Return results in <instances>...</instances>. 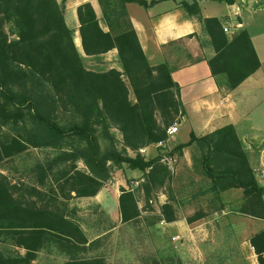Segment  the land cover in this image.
Here are the masks:
<instances>
[{
  "label": "trees",
  "instance_id": "16d2710c",
  "mask_svg": "<svg viewBox=\"0 0 264 264\" xmlns=\"http://www.w3.org/2000/svg\"><path fill=\"white\" fill-rule=\"evenodd\" d=\"M67 1L0 0V127L16 130L14 136L2 141L0 158L10 159L30 148L59 149L56 157L38 164L35 172L38 182H49L50 190L65 198L97 195L110 176L111 166L127 164L144 173L143 187L149 195L154 185L163 183L171 173L160 155L146 160L140 150L166 142L168 128L184 112L180 86L172 70L165 63L150 64L136 30L119 5L149 3L120 0L115 4L106 0L109 8L104 9V20L108 31L90 2L78 7L84 52L94 56L118 49L122 70L100 72L88 69L83 61L75 31L66 21ZM99 1L103 5V0ZM182 6L191 15L201 13L196 0L184 1ZM203 20L215 50L209 60L212 75L222 77L227 87L235 89L262 65L252 37L246 28L227 33L216 17ZM10 24L16 30L15 38L7 31ZM112 128L122 134L121 148ZM99 129L110 141L105 150L97 135ZM193 144L204 150L198 161L211 181L210 189L219 194L242 189L243 202L236 212L264 221V187L256 178L234 125L200 137L191 132L189 142L178 150ZM79 161L89 171L80 169ZM22 190L19 183H12L0 172V241L25 250L0 249V264H35L39 251L50 245L72 255L87 249L89 241L84 231L63 213L57 198L39 202L33 198L41 199L39 189L32 188L33 194L27 192L28 197ZM120 210L124 223L141 215L133 190H123ZM163 211L168 222L176 220L171 204H165ZM202 217L199 214L188 221ZM250 242L259 263L264 264V228ZM65 264L107 262L104 258H72Z\"/></svg>",
  "mask_w": 264,
  "mask_h": 264
},
{
  "label": "rangeland",
  "instance_id": "374dc122",
  "mask_svg": "<svg viewBox=\"0 0 264 264\" xmlns=\"http://www.w3.org/2000/svg\"><path fill=\"white\" fill-rule=\"evenodd\" d=\"M68 21L71 25L72 20L69 18ZM250 24H252L251 30L256 37L261 56L264 58V49L258 42L260 38H264L261 36L264 33V19L252 20ZM7 31L10 36L16 37L13 25H8ZM231 32L232 29L229 30L230 34ZM83 61L88 67L85 55ZM91 66L97 70L105 69L98 60L92 62ZM125 79L127 80V77ZM184 116L185 110L178 117V122L174 124L179 127L181 138L171 140L169 143L165 142L163 145L154 144L156 147H151L156 156L162 152L161 154L164 155L163 158L161 156L162 164L168 167L171 174L170 177L165 178L163 183L158 182L150 195L143 187L145 177L141 170V172L132 173L134 169L127 164L119 167L111 166L110 176L104 182V186H111L117 193L124 189H135L141 215L128 223L114 216V199H107L104 207L101 201L94 203L97 198L95 200L83 197L65 198L50 190L49 182L46 185L38 182L36 166L52 160L61 152L59 149L30 148L13 158H0V172L6 175L12 183H19L23 187L22 194L28 197L27 192L33 194L32 188H37L41 191V199L37 196L33 197L39 202L51 197L57 198V204L63 213L78 221L89 239L93 240L90 246H86L87 249L79 251L76 255L64 252L57 245L47 246L39 251L34 263L65 264L72 258H104L107 264L241 263L242 257L238 253L241 243L249 241L252 231L259 228L258 221L254 217L252 219V216L236 212V208L243 202L242 189L226 194L224 192L219 194L210 189L211 181L203 174L201 163L198 161L204 151L198 144L184 147L182 151L178 150L181 144H185L180 143V140H188L186 142L188 143L191 138V132L184 126L182 127ZM111 133L116 138L117 146L121 148L122 134L115 128L111 129ZM15 134L16 130L12 126L0 127V148L2 141H6ZM97 135L101 148L105 150L110 144L109 139L105 138L101 129ZM78 145L79 142H75V146ZM146 148L141 154L145 158H151L146 153ZM130 154L135 156L134 152ZM78 165L83 171H89L83 161H79ZM224 195L231 202L224 203L222 200ZM164 202L173 206L176 222L166 220L163 211V206L166 204ZM224 210L227 214L218 217L216 213ZM104 213L106 217L103 220ZM199 214H203V217L196 224L185 220V218L189 219ZM89 232L93 235H88ZM176 236H181V238L175 239ZM245 244L250 247L253 258L256 259L257 254L253 246ZM0 249L5 252L21 251L24 253L23 249L1 241Z\"/></svg>",
  "mask_w": 264,
  "mask_h": 264
},
{
  "label": "crops",
  "instance_id": "0c3cea01",
  "mask_svg": "<svg viewBox=\"0 0 264 264\" xmlns=\"http://www.w3.org/2000/svg\"><path fill=\"white\" fill-rule=\"evenodd\" d=\"M57 1L61 2L62 0ZM110 1L115 4L120 3V0ZM146 1L149 3L148 6L141 5L138 2H127L125 5H119L125 18L130 21L136 30L150 64L155 66L165 63L172 70V76L180 86V98L185 110L182 127L184 126L200 137L225 125H234L256 178L259 184L264 187V58L261 56L256 37L251 30L254 22L250 24L252 20L264 19V0H236L234 4L217 0H196L201 8L200 15H191L182 6L184 1L191 3L194 0ZM87 2L93 5L98 17L101 19L103 29L105 31L109 30V25L104 20V9L109 8L106 5V0H103V5L99 0L67 1L66 21L75 31L74 39L80 53L83 58L84 55L86 56V63L89 64L86 67L100 72L112 68L122 70L117 48L94 56L87 55L84 52L79 30L78 7ZM208 17L220 19L224 28L232 29L231 34L240 28H246L252 37L261 60V68L235 89L227 87L222 77L212 75L209 60L214 56L215 50L210 36L205 30L203 20ZM69 18L72 20L71 25L68 21ZM261 36H264V33ZM258 42L264 49V38H260ZM95 60L101 61L105 69L97 70L91 66ZM180 133L169 135L166 143L181 138ZM187 141L182 139L179 142L186 143ZM153 146L156 147V145L145 147L149 157L155 158L160 155L163 158L162 152H159L157 156L153 154L154 151L151 148ZM138 172L141 171L138 169L132 170V173ZM234 190L236 189H230L224 193ZM122 192L123 190L117 193L111 186L106 185L97 195L83 198L89 200L97 198L94 203L101 201V205H104V207L107 204V199H114L113 214L122 220L120 210ZM222 198L224 203L231 202L226 199V195ZM103 215L104 220L106 213ZM200 219L194 221V223L196 224ZM252 219L254 218L252 217ZM185 220L188 221L187 218ZM255 220L258 221L259 228L252 231L250 238L264 228L263 220L256 218ZM83 231L85 233V230ZM85 235L89 241L86 246H90L93 240L89 239L86 233ZM88 235L92 236L93 234L89 232ZM245 243H248L249 246L252 245L250 239L241 243L238 253L241 254L242 260L239 264H260L257 255L254 259L250 247Z\"/></svg>",
  "mask_w": 264,
  "mask_h": 264
},
{
  "label": "built area",
  "instance_id": "2783aa9c",
  "mask_svg": "<svg viewBox=\"0 0 264 264\" xmlns=\"http://www.w3.org/2000/svg\"><path fill=\"white\" fill-rule=\"evenodd\" d=\"M225 31L228 32L229 29H228L227 27H225ZM167 131H168V134H169V135H174V134H176L177 132H179V127H178V126H174V125H172V126H170V127L168 128ZM160 144H162V143H160ZM140 151H141V152H144L145 149L142 148ZM216 214H217L218 217H220V216H222V215L227 214V211L224 210V211H222V212H217ZM180 238H181V236H176V237H175V239H180ZM253 249L255 250L254 247H253Z\"/></svg>",
  "mask_w": 264,
  "mask_h": 264
}]
</instances>
